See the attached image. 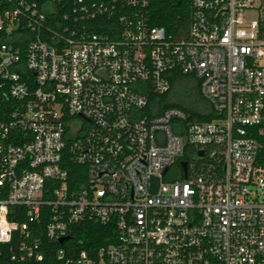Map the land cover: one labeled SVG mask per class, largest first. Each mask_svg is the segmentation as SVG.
Instances as JSON below:
<instances>
[{"label": "built area", "instance_id": "2783aa9c", "mask_svg": "<svg viewBox=\"0 0 264 264\" xmlns=\"http://www.w3.org/2000/svg\"><path fill=\"white\" fill-rule=\"evenodd\" d=\"M149 4L73 0L55 23L63 0H0V94L12 102L0 242L12 260L264 264V0H191L179 37L150 24ZM173 70L201 80L216 118L139 113L140 82L164 94ZM90 222L115 241L86 248Z\"/></svg>", "mask_w": 264, "mask_h": 264}, {"label": "trees", "instance_id": "16d2710c", "mask_svg": "<svg viewBox=\"0 0 264 264\" xmlns=\"http://www.w3.org/2000/svg\"><path fill=\"white\" fill-rule=\"evenodd\" d=\"M62 13L60 11L57 21H62V14L71 6L73 0H63ZM149 17L152 26H164L169 33L181 36L190 27L191 0H150ZM90 26L97 31L108 30L101 20H92ZM168 78L171 88L164 94L156 93L148 82H140L145 87L149 97L148 106L139 111L141 114L156 116L169 107L182 109L191 122H207L217 117L212 103L205 98L201 90V80L195 74H185L180 70L170 71ZM12 102L3 99L0 94V118L1 112L8 108ZM13 219V218H12ZM23 221L22 219H19ZM45 220H41L39 226L41 232L34 237L40 236L44 240ZM42 233V234H41ZM113 234V238L110 236ZM114 228L97 222L86 223L81 227L79 236L85 240V247H98L115 241ZM12 243L0 242V264H28L23 261L12 260ZM55 247H59L55 244Z\"/></svg>", "mask_w": 264, "mask_h": 264}, {"label": "rangeland", "instance_id": "374dc122", "mask_svg": "<svg viewBox=\"0 0 264 264\" xmlns=\"http://www.w3.org/2000/svg\"><path fill=\"white\" fill-rule=\"evenodd\" d=\"M176 171H177L176 167L173 168V169L169 172V174L167 175V179H173V178H175V177L177 176Z\"/></svg>", "mask_w": 264, "mask_h": 264}, {"label": "water", "instance_id": "95a60500", "mask_svg": "<svg viewBox=\"0 0 264 264\" xmlns=\"http://www.w3.org/2000/svg\"><path fill=\"white\" fill-rule=\"evenodd\" d=\"M182 165H183V167L185 168V167H186V162L183 161V162H182Z\"/></svg>", "mask_w": 264, "mask_h": 264}]
</instances>
